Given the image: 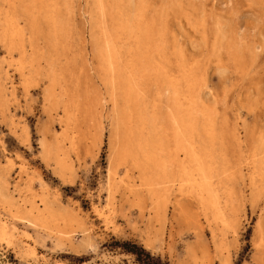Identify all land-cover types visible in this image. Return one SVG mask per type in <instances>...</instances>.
<instances>
[{"label":"rangeland","instance_id":"1","mask_svg":"<svg viewBox=\"0 0 264 264\" xmlns=\"http://www.w3.org/2000/svg\"><path fill=\"white\" fill-rule=\"evenodd\" d=\"M30 1L0 0V22L13 14L19 29L10 48L0 40V264H264V0H50L28 13ZM112 23L125 25L120 78L138 66L142 33L159 43L138 88L161 90L165 151L166 97L179 94L214 207L181 152L151 193L140 161L118 154L127 126L98 49Z\"/></svg>","mask_w":264,"mask_h":264},{"label":"bare ground","instance_id":"2","mask_svg":"<svg viewBox=\"0 0 264 264\" xmlns=\"http://www.w3.org/2000/svg\"><path fill=\"white\" fill-rule=\"evenodd\" d=\"M21 1L22 0H12V8L16 7V6H14L15 4L22 3ZM49 1L50 0H31L30 3L24 8H25L26 12H28V13L32 11V6L35 8L32 12L47 10L48 6L46 3H48ZM99 9H100L101 16L104 17L106 15V11L102 7V4L99 5ZM139 16L141 17V15H139ZM4 17L5 18H3V22H0V27H1L0 40L10 48L13 45V43L15 42V38L18 36L17 33L19 34V32H18L19 29H18V31L16 29L14 32H12L10 30V28L11 29L13 28L14 22L16 19V17L13 14L11 16L4 15ZM136 23H137V21H136ZM115 24L117 26H115ZM27 25H28L30 31L36 30V22L29 20L27 22ZM120 25L117 23H112V27H109V29L107 28L108 30L103 29V31L101 32L102 45H100V46L98 45V49H99V52L101 55L102 68H103L102 69L103 76H104L103 79H104L105 85L108 86V88H109L110 101L112 103V112L114 114L119 113L120 114L119 115L120 121L118 120V122L124 123L125 126H127L126 142H125V145H123L121 147V149H122V151L120 150L121 154L120 153H118V154L122 155V153H124L126 157L134 156L135 158H137L140 161V162L136 161V163H137L136 165H138L140 168V171H141L140 174H142V176L145 175V178L143 177V179L145 180L147 187L151 193L156 189L155 186H157L160 178L163 177V179H169V173L170 172L168 171L169 169L167 170V164H168L167 162L173 161L174 160L173 157L176 156V154H178L179 152H181L183 154L182 160L184 159V161L181 162V160H180V162H179L180 165L178 164L179 168L180 167L183 168L184 166L182 164H185L186 161L189 165L193 166L192 171L189 172V173H191L190 175H192V179L188 178V175H187V178L191 180L190 185H192V187L193 186L197 187V189L200 191V193L201 192L207 193V197H208L207 203H208V205H210V207H214L216 202L211 197L210 190L208 187V181L210 178L209 177L210 169L207 166V164L204 162L205 157L203 156L202 153L197 152L195 150L194 146H192L191 144H186L188 137H186L187 134L184 132V130L182 128L183 127L182 125L184 123V121H183L184 117L183 116H185V115L180 114L183 109L179 104V99L181 100V98L178 99L179 94L177 96L175 94L176 92L173 91L174 94L172 96L166 97V95L170 94L169 93L170 88H168L169 90L165 88L166 90L164 92V96L166 97V107H165L166 109H164V110L166 112L165 113L166 116L169 117L168 119H169V123H170V127H169V130L167 132V135L169 136L170 141H172V143H173L172 144L173 146L170 147V149L168 148L165 151V148H163L164 147L163 146V136H162L161 131H159V128H161L162 123H163L162 120H164V116H165L163 114V109H162L163 108V101H162L163 98L161 97L162 96V94L160 92L161 90L157 91V92L154 91L155 92L154 95L149 94L151 96V98L149 99L147 97L148 94L140 93V89L138 88L139 82H142V81H139L140 79L139 80H137V79L144 75L145 69L147 68L146 67L147 62H149V53H150L149 49L152 48L154 50V52L160 53L161 50H160V48H158L159 43L155 42L154 46H152V42H151L152 38L149 37V34L145 33V32L142 33L138 39V42L136 43V46H135L136 47L135 50H137V52H136L137 53L136 54V63L138 66L137 67H133L130 65L127 66V68L130 67L131 69L129 68V70L126 73V76H124V77L122 76L120 78V75H122L121 74L122 71L121 72L119 71L118 65H119V62H120L122 55L121 56L119 55L118 39L120 37V34L122 33L123 28L125 27V25H122V24H120ZM15 26H16V24H15ZM133 68H135V69L137 68V70L133 71ZM174 77H176V76H174ZM158 79L159 78H157V80ZM186 79H189V78H186ZM177 81H179V80H177ZM173 82L174 83H172V84L174 86L176 84L175 83L176 81H173ZM154 83H157V82H154ZM159 83H161V82H159ZM54 84H55V79H51L50 86L45 92V100L48 102H51L53 100L55 101L56 96H55V92L53 89ZM196 84H194V85H196ZM153 85H155V84H153ZM177 85H179V84H177ZM173 86L171 85V87H173ZM190 86H192V85H190ZM159 87H161V86H159ZM147 88H148V86H147ZM175 89H173V90H175ZM190 90H188L189 93H190ZM151 91H152V88H151ZM176 91L178 93V90H176ZM188 91H186V92H188ZM190 95H191V93H190ZM192 96H194L193 93H192ZM182 99H185V95H184V97L182 96ZM197 99H199V98L197 97ZM119 100H121L122 105H123L121 109L119 107V103H120ZM185 100L187 101V99H185ZM185 100H183V101H185ZM193 102H194V100H193ZM188 104L186 103L187 107L190 106ZM195 104H196V101H195ZM195 104H193L192 107H194ZM198 104H200V103H198ZM194 109L189 108V110L191 112ZM188 111H187V113H188ZM190 111H189V113H190ZM195 111H196V109H195ZM188 114H187V116H188ZM197 116H199V115H197ZM112 118L114 119L115 117L112 116ZM191 118H193V117L191 116ZM190 121H189V123H190ZM194 121H196V119ZM211 121H212V119H211ZM196 122H198V121H196ZM201 122L203 123V118H202ZM115 123L116 122L113 123V129L111 131V137L113 139H115L116 128H118L117 127L118 124L117 123L115 124ZM193 124L191 126H193ZM191 126H189V128H188L189 130L193 129V128H191ZM163 127L165 128V126H163ZM199 128L200 127H198V130H199ZM189 130H188V133L190 134ZM167 143H168V141H167ZM167 143H164V144L167 145ZM169 145L170 144H168V147H169ZM47 147L46 146L44 147L45 152H48ZM165 153H166V157L168 160L165 159L164 157L163 158L166 161L164 159H162V154L165 155ZM177 162H178V160H177ZM175 163H176V160H175ZM173 165H175L174 162H173ZM182 168H180V169H182ZM190 168H188V169H190ZM177 169H178V167H177ZM185 169H187V168L184 167V170ZM188 169H187V171H188ZM187 171H185V172H187ZM189 173H187V174H189ZM185 174H182V175H185ZM190 175H189V177H190ZM195 175H196V177H194ZM184 179H185V177H184ZM204 203H206V202H204ZM45 216H47V215H45ZM4 219H6V218H4ZM216 219H217V216H216ZM3 223H5V224H3ZM3 223H2L3 227H0V234L2 236L4 235V231H5L4 229L7 225L5 221ZM6 240L7 239H5V241Z\"/></svg>","mask_w":264,"mask_h":264}]
</instances>
